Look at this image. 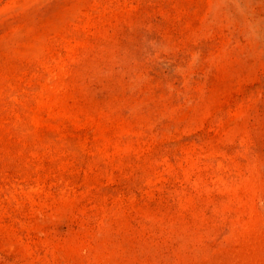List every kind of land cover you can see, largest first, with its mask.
Returning a JSON list of instances; mask_svg holds the SVG:
<instances>
[{
    "label": "rangeland",
    "instance_id": "rangeland-1",
    "mask_svg": "<svg viewBox=\"0 0 264 264\" xmlns=\"http://www.w3.org/2000/svg\"><path fill=\"white\" fill-rule=\"evenodd\" d=\"M0 264H264V0H0Z\"/></svg>",
    "mask_w": 264,
    "mask_h": 264
}]
</instances>
